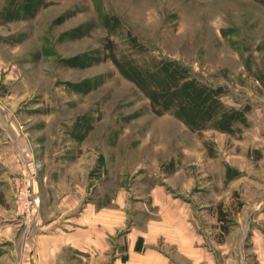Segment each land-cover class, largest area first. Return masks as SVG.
<instances>
[{
	"label": "rangeland",
	"instance_id": "obj_1",
	"mask_svg": "<svg viewBox=\"0 0 264 264\" xmlns=\"http://www.w3.org/2000/svg\"><path fill=\"white\" fill-rule=\"evenodd\" d=\"M13 134L37 169L51 147L83 159L86 185H164L221 240L215 214L243 227L264 200V0H0V178L17 215Z\"/></svg>",
	"mask_w": 264,
	"mask_h": 264
},
{
	"label": "crops",
	"instance_id": "obj_2",
	"mask_svg": "<svg viewBox=\"0 0 264 264\" xmlns=\"http://www.w3.org/2000/svg\"><path fill=\"white\" fill-rule=\"evenodd\" d=\"M14 138L18 146L10 145L24 171L35 173L38 210L27 225L3 204L13 190L9 177L0 178V264H28V254L35 264H264V200L247 209L243 227L229 228L215 214L225 237L214 241L203 235L202 213L181 204L164 185H134L129 191L119 185L112 192L86 185L79 176L87 165L83 159L68 166L49 147L37 169ZM11 170L5 173L14 175Z\"/></svg>",
	"mask_w": 264,
	"mask_h": 264
},
{
	"label": "built area",
	"instance_id": "obj_3",
	"mask_svg": "<svg viewBox=\"0 0 264 264\" xmlns=\"http://www.w3.org/2000/svg\"><path fill=\"white\" fill-rule=\"evenodd\" d=\"M34 176L32 174L25 173L24 182L25 185H15L16 194L14 198L17 215L24 219L27 225H31L37 214V203L34 196V189L32 180ZM24 259L29 260L28 264H35L31 261V255L28 254Z\"/></svg>",
	"mask_w": 264,
	"mask_h": 264
}]
</instances>
